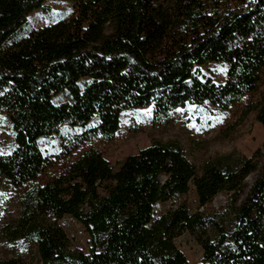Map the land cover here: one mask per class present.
I'll use <instances>...</instances> for the list:
<instances>
[{
  "label": "trees",
  "instance_id": "obj_1",
  "mask_svg": "<svg viewBox=\"0 0 264 264\" xmlns=\"http://www.w3.org/2000/svg\"><path fill=\"white\" fill-rule=\"evenodd\" d=\"M70 3L53 24L21 34L28 16L49 2ZM226 7L202 28L193 0H0V120L13 148L0 154V188L21 187L48 166L41 138L75 129L71 150L112 138L123 113L151 108L156 119L212 96L255 92L264 71V0H220ZM167 33L188 44L159 63L146 59ZM209 64L226 66L222 85L205 78ZM66 95L67 101L55 103ZM92 111L97 114L91 116ZM264 133V95L249 104ZM251 186L245 179L259 169ZM193 188L200 207L227 195L211 215L177 204L155 218L156 204ZM16 220L1 238L20 256L0 264H189L174 240L189 233L199 264H264V156L235 151L200 167L177 142L152 141L112 166L95 150L19 198ZM76 220L88 251L71 247L57 224Z\"/></svg>",
  "mask_w": 264,
  "mask_h": 264
},
{
  "label": "rangeland",
  "instance_id": "obj_2",
  "mask_svg": "<svg viewBox=\"0 0 264 264\" xmlns=\"http://www.w3.org/2000/svg\"><path fill=\"white\" fill-rule=\"evenodd\" d=\"M198 13L201 16L202 28L226 7L220 0H193ZM49 11L38 10L28 16V22L23 26L21 34L31 30H38L53 24L70 12V3L53 1L49 2ZM187 33L177 35L167 33L162 40L158 51L147 57L151 63H159L163 58L175 53L178 49L188 44ZM226 66L209 64L202 68L201 74L210 78L215 84L222 85L225 82ZM255 92L234 93L231 97L220 99L212 96L202 105L186 104L179 107L180 111H173L163 118L156 119L146 109H135L123 113L120 118V127L116 134L110 138H95L71 150L70 139L77 132L75 129L61 128L56 135L39 140V146L44 156L48 158V166L37 178L27 184L10 188H0V258H12L20 256L22 251L18 243L9 244L1 238V229L8 223H12L18 217L19 198L28 189L34 186H42L54 179L67 166L73 163L88 150H95L110 165L115 166L127 156L134 155L137 151L149 146L152 141L177 142L182 146L186 157L195 166L200 167L211 158L227 156L231 151L237 152L246 158L252 157L257 150L264 156V133L255 120V113L245 114L249 104H253L264 95V71ZM67 101V96L56 98L55 103ZM97 114L92 111L91 116ZM13 148L12 132L5 121L0 120V154L6 155ZM257 172L246 177L247 186H251L258 177ZM227 195L224 193L214 197L213 202L205 207H200L194 189L177 200L161 202L155 205L154 215L159 218L163 213L177 204L185 203L191 213L202 212L211 215L213 211H219L227 205ZM57 224L66 233L71 247L83 252L88 251V234L82 225L68 216H63ZM174 245L184 255L189 264H199L202 257V249L189 233L174 240Z\"/></svg>",
  "mask_w": 264,
  "mask_h": 264
},
{
  "label": "snow or ice",
  "instance_id": "obj_3",
  "mask_svg": "<svg viewBox=\"0 0 264 264\" xmlns=\"http://www.w3.org/2000/svg\"><path fill=\"white\" fill-rule=\"evenodd\" d=\"M148 111H150L149 109H146L145 112L147 113ZM176 111H180V109H176Z\"/></svg>",
  "mask_w": 264,
  "mask_h": 264
}]
</instances>
